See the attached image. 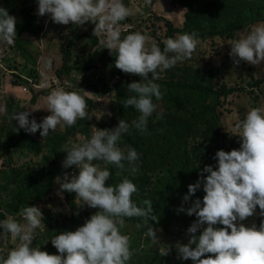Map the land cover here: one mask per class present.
I'll use <instances>...</instances> for the list:
<instances>
[{
	"label": "trees",
	"instance_id": "1",
	"mask_svg": "<svg viewBox=\"0 0 264 264\" xmlns=\"http://www.w3.org/2000/svg\"><path fill=\"white\" fill-rule=\"evenodd\" d=\"M123 3L130 14L119 22L121 38L130 32H141L150 37L149 43L155 42L162 50L163 41L178 34L195 33L198 41L190 57L178 61L155 81L162 96L160 100L153 97L156 109L147 118L143 132L131 127L139 116L138 111L133 106L125 108L121 103L134 94L127 89V84L141 77L115 67V53L105 47L103 34L94 35V23L69 22L60 26L54 23L57 28H69V35L55 32L61 38L62 49L59 52L47 50L43 69L53 74L49 78L46 72V76L39 72L41 52L37 48L46 37L49 14L37 15V0H0V7L16 17L17 30L12 45L0 44V59L18 79L16 84H11L6 77L2 102L5 106L0 105L3 109L0 111V220L11 216L23 223L21 210L24 207L47 201L49 205L41 210L44 216L41 226L35 229L32 245L57 253L50 239L60 231L75 230L98 211L82 204L75 192H64L69 211L53 212V202L59 200L55 177L64 174L70 177L78 172L75 166H62L66 150L61 149L90 138L94 127L111 129L119 119H124L130 125L129 132L122 134L116 143L125 152L129 147L135 148L138 153L136 171H130L127 161H123V169L103 161L93 163L108 168L107 184L130 179L137 187L133 202L145 206L143 202L147 201L156 213V222L141 217L120 218L123 224L118 223L117 227L127 235L131 252L127 264H192L190 259L177 258L175 243H187L191 235L187 229L196 217L177 209L181 206L186 209L196 197L202 199V186L188 201H183L182 197L188 185L197 181L204 165L215 167V152L240 146L234 127L245 115L233 105L240 94L253 95L254 90L248 87L262 91L264 77L252 76L247 87L231 86L224 79L218 62L224 49H230L228 43L239 38V33L264 21V0H123ZM82 26H85L83 31ZM83 40L86 42L81 45ZM199 48L208 56H198ZM12 52L19 57H10ZM81 53H86L87 62L73 63L72 60L81 58ZM53 54H59L55 60L59 68L51 64ZM22 60L30 65H24ZM244 82L242 79L241 83ZM59 87L75 91L84 98L86 116L77 118L72 126L61 128L58 124L56 130L44 138L39 129L32 134L19 128L13 114L29 109V103L35 104L40 97H45L47 90L50 93ZM23 100L26 105L22 107ZM44 111L45 108H40L37 114L31 111L29 119L35 117L39 122ZM235 112L237 117L232 127L226 117ZM258 213L257 206L256 213L243 223L255 222L259 226L262 217ZM148 228L156 229V236H149ZM16 243L17 238L11 234L0 235V255L6 256Z\"/></svg>",
	"mask_w": 264,
	"mask_h": 264
},
{
	"label": "clouds",
	"instance_id": "2",
	"mask_svg": "<svg viewBox=\"0 0 264 264\" xmlns=\"http://www.w3.org/2000/svg\"><path fill=\"white\" fill-rule=\"evenodd\" d=\"M45 14L58 24L94 23V35L103 34L105 47L115 53V67L141 77L127 84V89L134 94L121 102L125 108L133 106L138 111L139 116L131 127L141 132L146 130L147 118L156 109L153 97L160 100L162 96L155 81L178 61L190 57L198 42L195 33H182L165 39L162 50L155 42L149 43L150 37L141 32H130L121 38L119 22L130 14L123 0H37V15ZM16 35V17L0 7V41L12 45ZM228 44V55L235 62L260 64L264 61V21L253 24ZM45 109L50 114L39 122L35 117L29 119L31 110L27 108L14 113L12 118L25 132L35 134L39 129L44 138L58 124L61 128L72 126L77 118L86 116L84 98L62 87L49 93ZM129 129V123L119 119L115 127H94L90 138L61 149L66 150L62 166H75L78 172L70 177L68 174L55 177L59 184L57 194L62 197L64 192H75L82 204L98 211L75 230L60 231L51 238L57 249L52 254L32 245L35 229L41 226L43 204L24 207L23 223L11 216L0 220V235L6 232L17 238L7 255H0V264H127L131 252L127 235L117 227L118 223L123 224L120 218L141 217L156 222L157 216L149 202L144 201L145 206L133 202L137 187L130 179L107 184L110 171L93 161H103L120 169L125 167L123 161H127L134 173L137 151L129 147L125 152L116 143ZM234 132L239 137V148L217 150L215 167L204 165L197 181L188 185L182 197L188 201L202 186V199L196 197L186 209L183 206L177 209L196 217L187 229L191 234L187 243H175L177 258L182 261L264 264V107L249 109ZM257 206L262 217L259 226L255 222L243 223L256 213ZM147 234L156 236V229L148 228Z\"/></svg>",
	"mask_w": 264,
	"mask_h": 264
},
{
	"label": "rangeland",
	"instance_id": "3",
	"mask_svg": "<svg viewBox=\"0 0 264 264\" xmlns=\"http://www.w3.org/2000/svg\"><path fill=\"white\" fill-rule=\"evenodd\" d=\"M47 24H48L47 25L48 29H47V31H45L46 37L43 40V43L41 44V42H40L37 46V48L41 52V58L39 60V65H41L42 69L39 72L42 71L45 76L47 74V76L49 78H52L53 74H51L50 70L49 69H47V70L43 69L46 62H47V57H48V51L47 50H50L53 52L61 51L62 41H61L60 36L57 37V34L55 32L59 33V35L60 34L69 35V28H60V27L57 28L56 26H54V23L50 22V15H49V19L47 20ZM60 25L61 24H59V26ZM80 29H81V31L85 30V26H82V28H80ZM244 33H246V32H244ZM241 34H242V32L239 33V36ZM67 38L70 39V36H67ZM65 41L67 42V39ZM84 42H86V40L81 41V45ZM4 43L5 42L0 41V44H4ZM229 51H230L229 48H225L223 53H222V57L219 59V62H218V65L221 66L223 69L224 79L227 80L228 84H230L231 86H236V84H240L242 86L247 87V84L249 83V80L252 78V76H255V77L263 76L264 77V61H262L260 64H255V65H253L249 62H245L243 60H240L237 63V62H235V58L230 57L228 55ZM198 52H199L198 56H202V55L208 56L203 48H199ZM12 53L9 54L10 57H11V55H15L16 57H19L15 54V52H12ZM58 57H59V54L51 55V61H52L51 64L53 66H55L56 68H59V62H55V60H58ZM84 57L86 58V53H81V58L74 59L72 61H73V63L76 61L81 62V60L83 62H87V60H85ZM22 61L25 63L24 65H27V66L30 65L29 62H27V61L25 62L24 60H22ZM96 71L100 72V70H96ZM45 72H46V74H45ZM242 79L245 80L244 83H241ZM53 83H55L54 80H53L52 84ZM248 89L250 91L254 90L253 95L250 96L248 93L244 92V93L240 94L239 97L236 98V103L233 105V108H235V109H238V108L242 109L243 115H245L246 112L251 108L258 107V106L264 107V87H262V91L257 89V88L252 89L251 87H248ZM48 93H49V91L47 90L45 92V97H40V99L35 104L32 105L31 103H29L28 108L31 111L35 112L36 114L40 108H43V109L46 108L47 107L46 95H49ZM253 97H255V99H253ZM6 98H7V96H6ZM97 98H99V97H97ZM21 104L23 107L26 105V102L23 100V102ZM49 114H50L49 111L45 109V111L42 113V115L39 117V119L41 120L44 116L49 115ZM236 117H237L236 112L231 114V116L226 117L227 118L226 121L229 123L230 126L233 127L232 121ZM234 128H236V127H234ZM21 156L22 157L20 159L22 160L23 155H21ZM24 160L28 161L29 159H28V157H24ZM11 192H13L12 188H11ZM58 196H59V200L56 202H53L54 203L53 212L55 214H57L58 212H68L70 208L66 204V201H64L63 195H62V197H61V195H58ZM51 197H54V195H51ZM43 206L45 207V209H47L46 204H43ZM181 237H182V234H181Z\"/></svg>",
	"mask_w": 264,
	"mask_h": 264
},
{
	"label": "built area",
	"instance_id": "4",
	"mask_svg": "<svg viewBox=\"0 0 264 264\" xmlns=\"http://www.w3.org/2000/svg\"><path fill=\"white\" fill-rule=\"evenodd\" d=\"M15 72L11 69H8L3 61L0 59V105L4 100L5 92H6V84L8 76V80L11 84H16L18 79L13 75ZM5 106V103H2Z\"/></svg>",
	"mask_w": 264,
	"mask_h": 264
}]
</instances>
